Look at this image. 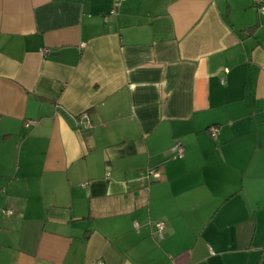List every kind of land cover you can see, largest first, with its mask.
<instances>
[{"label": "crops", "instance_id": "0c3cea01", "mask_svg": "<svg viewBox=\"0 0 264 264\" xmlns=\"http://www.w3.org/2000/svg\"><path fill=\"white\" fill-rule=\"evenodd\" d=\"M113 3L0 0V264H264V11Z\"/></svg>", "mask_w": 264, "mask_h": 264}, {"label": "built area", "instance_id": "2783aa9c", "mask_svg": "<svg viewBox=\"0 0 264 264\" xmlns=\"http://www.w3.org/2000/svg\"><path fill=\"white\" fill-rule=\"evenodd\" d=\"M121 0H113V4H114V8L117 6V4L120 2ZM254 2L256 3V5H258V9L259 10H262L264 11V4H261V0H254ZM115 12V9L111 10L110 13H114ZM49 51L48 48H43L41 50V53L42 54H47ZM74 122H75V126H76V129L80 132H83V131H87V130H90V128L92 127V123H91V120H90V117L88 116V114L86 112H80L78 114H76L74 116ZM34 121L33 120H29L27 121V123H25V125H28V124H33ZM208 132L210 134V137L211 138H215V135H216V132H215V128L213 127H210L208 129ZM174 149L176 151V157L177 158H182L183 155H184V148L183 146L177 142L174 144ZM152 176L154 177H157L158 176V173L157 172H154L153 170H150L149 172ZM3 213H6V214H11V210L9 209H5L3 210ZM155 227L158 231H160V229L162 228V223L161 222H156L155 224Z\"/></svg>", "mask_w": 264, "mask_h": 264}, {"label": "water", "instance_id": "95a60500", "mask_svg": "<svg viewBox=\"0 0 264 264\" xmlns=\"http://www.w3.org/2000/svg\"><path fill=\"white\" fill-rule=\"evenodd\" d=\"M262 44H264V43H262Z\"/></svg>", "mask_w": 264, "mask_h": 264}]
</instances>
